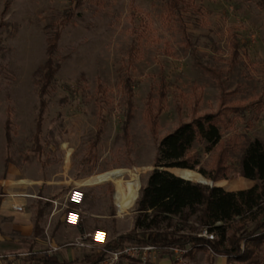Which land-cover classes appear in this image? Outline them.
Instances as JSON below:
<instances>
[{"label": "rangeland", "instance_id": "obj_1", "mask_svg": "<svg viewBox=\"0 0 264 264\" xmlns=\"http://www.w3.org/2000/svg\"><path fill=\"white\" fill-rule=\"evenodd\" d=\"M55 34L58 71L41 96ZM208 113L220 142L209 152L196 142L191 153L207 171L221 159L225 178L211 181L234 182L247 142L264 144V1L0 0V195H34L24 211L42 212L30 237L6 220L1 245L12 258L52 248L82 257L96 249L89 238L76 245L84 234L128 231L159 140ZM79 185L81 221L71 227L67 195ZM172 224L203 231L195 216ZM252 250L253 264H264V239ZM209 262L226 258L171 249L120 264Z\"/></svg>", "mask_w": 264, "mask_h": 264}, {"label": "trees", "instance_id": "obj_2", "mask_svg": "<svg viewBox=\"0 0 264 264\" xmlns=\"http://www.w3.org/2000/svg\"><path fill=\"white\" fill-rule=\"evenodd\" d=\"M174 1V0H171ZM264 1V0H261ZM58 35L49 38L47 58L43 65L40 95L48 88L58 71L54 61ZM129 80H127L128 83ZM44 103L41 102L40 110ZM6 126L10 121L8 112ZM38 128V127H37ZM9 139V132H6ZM221 139L216 115L204 114L189 122L180 123L172 132L163 136L157 144L153 169L145 184L139 189L135 201L133 226L108 240L103 248H96L79 259L58 261L45 253L29 252L21 258L24 264H99L106 250H114L124 245H152L160 250H180L189 253L192 249H207L210 253L226 258L225 264H253V250L264 239V144L258 139L249 140L240 157L239 175L256 183L243 190L228 191L240 185L236 182L214 183L209 186L194 182L205 180L197 169L209 180L225 178L222 174L221 159L213 170L201 168L199 157L191 153L196 142H203L205 150L211 151ZM167 168H174L172 172ZM189 170H181V169ZM185 179H190L185 180ZM195 216L198 223L214 234L213 239L184 231L174 226V218L184 219ZM42 212H36L33 229H38ZM236 224L228 233L227 224ZM248 224L252 229L248 230ZM13 259L2 256L4 264H12ZM208 264H214L209 262Z\"/></svg>", "mask_w": 264, "mask_h": 264}, {"label": "crops", "instance_id": "obj_3", "mask_svg": "<svg viewBox=\"0 0 264 264\" xmlns=\"http://www.w3.org/2000/svg\"><path fill=\"white\" fill-rule=\"evenodd\" d=\"M234 182L238 183L240 186L235 189H226V190L236 191V190L248 189L256 183V181L254 180H250V179H247L241 176L238 179H236ZM6 186H7L6 180L0 181V190L6 191ZM16 194H19V193H16L15 191L6 196L1 197L0 195V255H4L10 260L13 259L12 258L13 256L11 257L10 254H13V253H10L11 250L1 245L3 240L5 239V236L1 232L2 230L1 227L3 226L5 221L9 219L12 220L10 221V224L12 225L13 229L18 230L20 234L23 235L24 237H30L32 235V231L34 230L33 229L34 219L32 218L33 214L30 211H24L25 209L23 205H25L27 202L34 201L35 196L30 195L27 197H22L21 195H16ZM15 205L20 206L22 210L21 211L15 210L13 208ZM67 226H70V225H67ZM71 227H74V226H71ZM42 251L44 250L43 249H35V250L32 249V252L42 253ZM25 255L23 256L15 255L14 258L16 259L13 260L12 264H24V261L21 260V258L24 257ZM45 255L50 258L56 259L58 261H64V260L71 261L73 259L80 260V250H76V252H74V255H73L72 250L67 249V248H60V249L52 248V250L50 252H46ZM3 262L4 261L2 260L0 264H4ZM76 264H80V261Z\"/></svg>", "mask_w": 264, "mask_h": 264}, {"label": "built area", "instance_id": "obj_4", "mask_svg": "<svg viewBox=\"0 0 264 264\" xmlns=\"http://www.w3.org/2000/svg\"><path fill=\"white\" fill-rule=\"evenodd\" d=\"M84 192L81 186H75L67 195L68 201V211L65 215V223L70 226H77L81 221V213L80 206L83 203ZM17 211H21L22 208L18 205L13 207ZM199 235L205 236L209 239L214 238V234L209 232L207 228H203L202 233ZM89 238L91 240V244L96 248H103L105 244L108 242L107 233L102 229L94 230L93 232L86 233L80 238L76 243L77 246H86L84 240ZM155 246L146 245V246H133V245H124L123 247L114 249V250H106L104 259L99 264H120V261L123 259H137L141 263H145L147 261L148 255L154 252L159 251ZM176 250V249H173ZM180 251V250H176ZM182 252V251H180ZM2 256H0L1 262Z\"/></svg>", "mask_w": 264, "mask_h": 264}, {"label": "water", "instance_id": "obj_5", "mask_svg": "<svg viewBox=\"0 0 264 264\" xmlns=\"http://www.w3.org/2000/svg\"><path fill=\"white\" fill-rule=\"evenodd\" d=\"M172 169H174V168H167L166 170L167 171H169L170 173H172V174H174L173 172H172ZM175 169H181V168H175ZM181 170H189V169H181ZM175 175V174H174ZM175 176H177V175H175ZM202 178H205V177H203L202 175H200ZM177 177H179V176H177ZM180 178H182V177H180ZM182 179H185V178H182ZM185 180H189V181H192V180H190V179H185ZM194 182H197V183H201V184H205V185H209V186H217V185H215L214 184V181H211V180H207L206 178H205V180H195Z\"/></svg>", "mask_w": 264, "mask_h": 264}]
</instances>
